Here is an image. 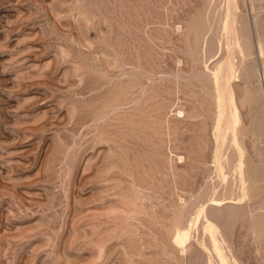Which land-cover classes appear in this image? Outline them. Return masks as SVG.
Returning a JSON list of instances; mask_svg holds the SVG:
<instances>
[{"label":"rangeland","instance_id":"rangeland-1","mask_svg":"<svg viewBox=\"0 0 264 264\" xmlns=\"http://www.w3.org/2000/svg\"><path fill=\"white\" fill-rule=\"evenodd\" d=\"M0 264H264V0H0Z\"/></svg>","mask_w":264,"mask_h":264}]
</instances>
